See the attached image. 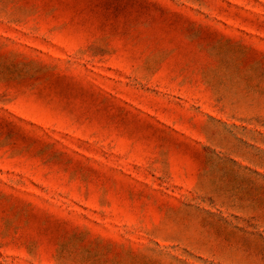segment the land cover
<instances>
[{
  "label": "rangeland",
  "instance_id": "374dc122",
  "mask_svg": "<svg viewBox=\"0 0 264 264\" xmlns=\"http://www.w3.org/2000/svg\"><path fill=\"white\" fill-rule=\"evenodd\" d=\"M0 264H264V0H0Z\"/></svg>",
  "mask_w": 264,
  "mask_h": 264
}]
</instances>
